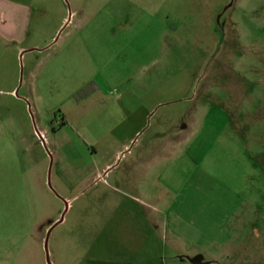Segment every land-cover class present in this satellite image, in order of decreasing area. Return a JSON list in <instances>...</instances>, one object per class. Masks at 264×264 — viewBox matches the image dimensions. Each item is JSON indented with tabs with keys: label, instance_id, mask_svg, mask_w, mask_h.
<instances>
[{
	"label": "rangeland",
	"instance_id": "1",
	"mask_svg": "<svg viewBox=\"0 0 264 264\" xmlns=\"http://www.w3.org/2000/svg\"><path fill=\"white\" fill-rule=\"evenodd\" d=\"M11 1L18 47L98 61L33 91L0 49V264H47L62 215L52 264H264V0Z\"/></svg>",
	"mask_w": 264,
	"mask_h": 264
},
{
	"label": "crops",
	"instance_id": "2",
	"mask_svg": "<svg viewBox=\"0 0 264 264\" xmlns=\"http://www.w3.org/2000/svg\"><path fill=\"white\" fill-rule=\"evenodd\" d=\"M32 13V9L17 5L11 0H0V49L15 45L20 59L24 60L28 56L26 86L33 91L40 89L58 92L63 91V86L76 91L91 81L98 58L93 49L90 53L84 51L83 41L72 40L63 46V42L57 44L52 37L40 47L17 46L24 41L22 33L26 30ZM161 152L159 149L160 155ZM157 153L150 160H145L143 165L146 171H151L154 163L161 160Z\"/></svg>",
	"mask_w": 264,
	"mask_h": 264
},
{
	"label": "water",
	"instance_id": "3",
	"mask_svg": "<svg viewBox=\"0 0 264 264\" xmlns=\"http://www.w3.org/2000/svg\"><path fill=\"white\" fill-rule=\"evenodd\" d=\"M63 222V215L61 216V218L55 222L47 231V235H46V238H45V242H44V249H45V254H46V262L47 264H52L51 263V260H50V255H49V251H48V242H49V238H50V235L52 233V231L58 226L60 225L61 223Z\"/></svg>",
	"mask_w": 264,
	"mask_h": 264
},
{
	"label": "trees",
	"instance_id": "4",
	"mask_svg": "<svg viewBox=\"0 0 264 264\" xmlns=\"http://www.w3.org/2000/svg\"><path fill=\"white\" fill-rule=\"evenodd\" d=\"M66 122L63 120V115H60V119H59V123L57 125L58 129L52 127V129L55 130H59L61 127L65 126Z\"/></svg>",
	"mask_w": 264,
	"mask_h": 264
}]
</instances>
